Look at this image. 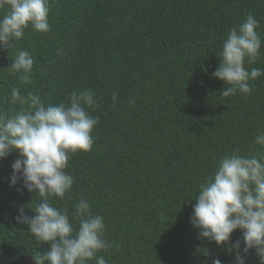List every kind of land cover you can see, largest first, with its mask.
<instances>
[{
	"label": "trees",
	"instance_id": "obj_1",
	"mask_svg": "<svg viewBox=\"0 0 264 264\" xmlns=\"http://www.w3.org/2000/svg\"><path fill=\"white\" fill-rule=\"evenodd\" d=\"M49 9L50 32L29 26L10 49L0 48V111L27 109L10 103L14 87L46 106L67 105L73 91L95 93L97 106L87 109L99 117L93 149L70 154L74 184L54 206L71 220L83 196L103 216L111 247L97 255L107 264H235L228 246L198 238L190 218L220 158L261 151L254 139L264 132V75L249 81L251 94L224 97L229 85L212 73L227 34L248 15L259 21L264 53V0H49ZM20 50L34 60L27 84L9 69ZM245 67L264 69V56ZM18 158L0 160V264L48 248L15 219L20 206L34 215L40 200L22 181L10 187ZM197 247L211 257L194 255ZM245 264H260L255 249Z\"/></svg>",
	"mask_w": 264,
	"mask_h": 264
},
{
	"label": "clouds",
	"instance_id": "obj_2",
	"mask_svg": "<svg viewBox=\"0 0 264 264\" xmlns=\"http://www.w3.org/2000/svg\"><path fill=\"white\" fill-rule=\"evenodd\" d=\"M0 10H6L0 18L2 49H10L22 39L29 26L42 33L51 30L49 0H0ZM259 27V21L248 15L227 34L219 66L212 73L229 85L222 90V96L238 91L251 94L249 81L264 75V69L249 71L245 67L264 56ZM33 64L31 54L20 50L9 69L27 84ZM10 95V103L27 104V109L14 114L0 111V160L18 153L19 158L11 166L10 187L22 181L24 189L40 197L32 211L34 215H27L25 207L20 206L15 217L17 223L28 227L39 245H48L42 255H34L35 264H88L93 260L95 264H107L97 255L111 247L105 239L103 216L93 215L91 204L83 196L74 205L71 220L67 209L52 203L53 198L63 199L72 190L74 177L66 171L70 154L93 149L92 132L99 117L90 115L87 109L95 110V93L91 89L73 91L67 105L47 106L38 94L23 96L19 88H12ZM254 143L261 148L255 155L233 151L219 159L214 175L200 184L190 218L198 238L218 247L228 246L235 264H245V255L252 249L264 264V132L257 133ZM73 220L78 221V227ZM237 230L242 232V242L231 241ZM201 253L204 257L212 255L208 248L200 247L194 255ZM212 264L222 261L215 258Z\"/></svg>",
	"mask_w": 264,
	"mask_h": 264
},
{
	"label": "water",
	"instance_id": "obj_3",
	"mask_svg": "<svg viewBox=\"0 0 264 264\" xmlns=\"http://www.w3.org/2000/svg\"><path fill=\"white\" fill-rule=\"evenodd\" d=\"M20 263L35 264V259L31 256H24L13 261L10 264H20Z\"/></svg>",
	"mask_w": 264,
	"mask_h": 264
}]
</instances>
